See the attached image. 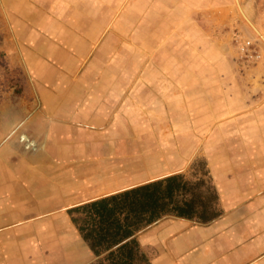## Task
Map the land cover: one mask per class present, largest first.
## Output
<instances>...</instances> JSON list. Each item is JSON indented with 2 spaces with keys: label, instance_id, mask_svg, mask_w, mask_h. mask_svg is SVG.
<instances>
[{
  "label": "crops",
  "instance_id": "crops-1",
  "mask_svg": "<svg viewBox=\"0 0 264 264\" xmlns=\"http://www.w3.org/2000/svg\"><path fill=\"white\" fill-rule=\"evenodd\" d=\"M2 1L5 24L35 30L15 36L27 43L21 50L26 79L9 104L11 114L0 116V264H91L96 256L73 221L81 215L70 210L155 181L108 191L123 178L117 164L143 154L135 146L107 145L108 117L118 121L140 102L165 110L173 90L168 73L151 72L147 89L138 88V50L125 57L121 43L125 25L140 26L138 5L125 23L114 0L95 6L91 0ZM125 58H133L131 68H123ZM242 167L229 165L239 172L228 179L233 200L226 205L212 180L220 217L200 223L165 215L137 233L152 264H264V174L247 181ZM77 245L84 252L76 253Z\"/></svg>",
  "mask_w": 264,
  "mask_h": 264
},
{
  "label": "rangeland",
  "instance_id": "rangeland-1",
  "mask_svg": "<svg viewBox=\"0 0 264 264\" xmlns=\"http://www.w3.org/2000/svg\"><path fill=\"white\" fill-rule=\"evenodd\" d=\"M91 1L90 6L106 2ZM114 1L117 7L122 5L124 21L133 16L132 8L139 6L135 19L140 26L137 30V25L136 29L131 24L125 25L121 42L127 52L124 54H128L125 57H131L132 49L138 50L134 52L138 88L147 89V84L154 80L151 72L164 71L173 90L165 110L140 102L134 112L130 106L126 107L127 114L118 121L111 115L108 117L107 145L135 146L142 148L143 153L126 156L117 164L123 178L118 185L109 186L108 191L175 172L195 178L193 164L205 160L226 205L233 200L226 193L228 179L239 172L228 170L229 165L237 168L245 165L246 169L242 167L240 172L251 176L247 181L264 174L263 40L243 17L236 0ZM239 1L264 35V0ZM2 3L0 0V116L3 118L11 114L13 107L9 104L20 98V86L26 79L21 72L25 69L21 50H26L27 43H20L15 36L22 32L26 37L35 27L14 28L8 22L5 24ZM134 29L138 35H134ZM132 61L133 58H125L123 68H131ZM146 72L150 76H145ZM226 210L227 206L223 215ZM82 247L77 245L75 252H84Z\"/></svg>",
  "mask_w": 264,
  "mask_h": 264
},
{
  "label": "trees",
  "instance_id": "trees-1",
  "mask_svg": "<svg viewBox=\"0 0 264 264\" xmlns=\"http://www.w3.org/2000/svg\"><path fill=\"white\" fill-rule=\"evenodd\" d=\"M195 178L173 174L75 207L80 236L96 260L91 264H152L137 233L165 215L200 223L223 208L205 160L193 164Z\"/></svg>",
  "mask_w": 264,
  "mask_h": 264
},
{
  "label": "water",
  "instance_id": "water-1",
  "mask_svg": "<svg viewBox=\"0 0 264 264\" xmlns=\"http://www.w3.org/2000/svg\"><path fill=\"white\" fill-rule=\"evenodd\" d=\"M237 1V5H238V8H239V10H240V12L242 13L243 11H242V9H241V3H240V1L239 0H236ZM243 14H245L244 12H243ZM247 17V16H246ZM246 20H247V22L250 24V26L255 30V32H257L258 33V35H261V37L264 39V35L261 33V31L257 28V26L251 21V20H248V19H250V18H245ZM169 175H171V174H167V175H165V176H162V177H159V178H155L154 180H157V179H161V178H164V177H167V176H169ZM149 182V181H148ZM145 183H147V182H145ZM141 185V184H140ZM137 186V185H136ZM132 187H135V186H131V187H129V188H126V189H130V188H132ZM126 189H124V190H126ZM123 191V190H122Z\"/></svg>",
  "mask_w": 264,
  "mask_h": 264
},
{
  "label": "bare ground",
  "instance_id": "bare-ground-1",
  "mask_svg": "<svg viewBox=\"0 0 264 264\" xmlns=\"http://www.w3.org/2000/svg\"><path fill=\"white\" fill-rule=\"evenodd\" d=\"M237 2V1H236ZM241 9H242V11L245 13V14H243V12L241 13L242 15H243V17L244 18H247L248 17V15L246 14V12L244 11V9L242 8V6H241ZM247 16V17H246ZM249 18V17H248ZM248 20H251V19H248ZM257 33V32H256ZM258 34V33H257ZM262 40H263V42H264V39L261 37V35H258Z\"/></svg>",
  "mask_w": 264,
  "mask_h": 264
}]
</instances>
